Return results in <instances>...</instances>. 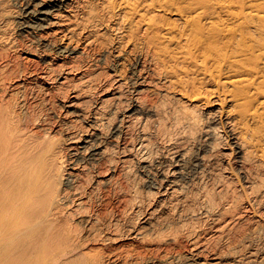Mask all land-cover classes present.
Here are the masks:
<instances>
[{
  "label": "rangeland",
  "instance_id": "1",
  "mask_svg": "<svg viewBox=\"0 0 264 264\" xmlns=\"http://www.w3.org/2000/svg\"><path fill=\"white\" fill-rule=\"evenodd\" d=\"M28 1L0 0V72L3 75L10 69L12 76L4 87L0 74V106L10 111L13 108V114L21 113L25 133L32 137L35 134L44 148L57 150L68 144L66 126L72 131L90 132L89 120L96 113L101 114L105 124L99 136L102 145L120 150L117 159L123 162L121 213L114 207L118 200L114 196L117 177L113 169L106 171L98 166L103 158L97 161L86 153L87 157L76 170H71L73 188L70 186L68 190L76 191L77 186L80 199L85 198V201L66 207L68 220L58 225L82 230L86 245L77 252L78 258L88 255L86 262L96 260L97 264H264V210L262 216H254L248 211L247 203L248 199H260L264 194V168L255 166L257 162L244 163L227 144L229 142L211 150L206 140L208 136L203 138V135L211 133L212 140L215 136L219 140V134L224 133L221 124L205 121L201 125L203 131L196 136L189 133L183 140L169 142L170 133L177 134L180 129L181 111L175 115L174 109L181 108V95L167 87V81L157 78L143 45L135 52L132 47L120 48L115 44L119 31L114 32L110 27L113 18H109L108 12L112 9L106 8L112 0H75L78 5L96 7L104 20L92 22L86 30L77 26L76 36L83 37L79 43L61 39L63 31L67 33L74 28L66 20L75 16L69 14L68 8L53 14L54 21L61 19L57 25L59 31L54 27V31H47L49 35L45 30L39 37L41 32L22 29L24 22L20 20L25 16L23 8ZM158 4L156 9L161 10ZM140 8L142 12L146 6ZM83 14L77 12L79 20L73 21V18L71 22L81 23L87 18ZM49 39L57 40L56 44H50ZM59 47L70 49L69 54L59 57L56 52ZM62 63L63 66L66 63L68 69L61 71ZM51 66L55 71L45 77ZM16 67H20V73ZM135 104L143 110L133 113L131 109ZM117 124H123L121 138L114 135ZM200 135L202 138H196ZM179 153L186 155L181 167L186 178H179L177 184L186 185L188 189L159 190L158 171L171 170ZM146 163L155 168L156 177L143 169ZM227 185H230L229 192ZM85 195H89L88 199ZM210 198L218 204L214 209L205 206ZM76 207L78 210L82 207L80 214L73 213ZM95 213L105 216L101 218ZM55 222L52 217L41 218L37 230L49 231ZM9 243L11 247L19 245L23 252L11 249L13 254H10L5 247L7 244L0 246L2 263L41 262L34 250L38 244L32 236L29 239L17 237Z\"/></svg>",
  "mask_w": 264,
  "mask_h": 264
},
{
  "label": "bare ground",
  "instance_id": "2",
  "mask_svg": "<svg viewBox=\"0 0 264 264\" xmlns=\"http://www.w3.org/2000/svg\"><path fill=\"white\" fill-rule=\"evenodd\" d=\"M110 3L111 5L106 6L112 9L108 10L111 15L109 18H113L110 27L114 32L119 31V35H115V44L120 48L132 47L135 52L143 45L157 78L167 81V87L181 95V108L174 109L175 115L181 111L180 129L177 134L170 133L169 142L183 140L189 133L196 136L203 131L201 125L205 121L221 124L224 133L219 134V140L216 136L212 140L211 133L203 135V138L208 136L206 140L211 150L229 142L227 144L233 147V151L240 155L244 163L257 162L255 166L264 168V0H112ZM157 4L161 10L156 9ZM141 5L146 6L142 12ZM67 8L70 10L69 14L75 15L66 19L74 28L67 30V33L62 32V41L66 38L79 43L83 37L76 36L77 26L86 30L91 27L92 22H104L96 7L78 5L75 0H29L23 8L25 16L20 20L21 23L24 22L21 27L26 32H41L39 37L45 30V34L49 33L47 31H54V27H58L59 31L60 27L57 25L61 19L54 21L53 14ZM77 12H84L83 16L87 18L81 23L73 24L71 21L73 18L76 21ZM79 18L80 16L77 21ZM69 34L72 36L69 37ZM56 41L53 40L50 44H56ZM96 48L102 46L96 45ZM56 52L59 57H66L70 49L59 47ZM65 64H61V71L67 68ZM53 68H49L50 72L44 76L51 75V71H55ZM19 69L20 67L17 68V73H20ZM59 71L56 73L60 74ZM9 72L6 71L3 75L0 72L4 87H7V81L12 77ZM15 73L16 71L14 75ZM144 81L147 82V78ZM0 107V246L7 244L5 247H8L10 254H13L11 249L20 252L22 250L19 245L11 247L9 242L15 241L17 237L29 239L32 236L38 244L34 250L41 257L39 264H97L96 260L87 263L88 255L79 254L78 258L79 251L86 245V239L81 236L82 230L79 232V229L59 226L58 223L68 220L66 207L70 204L75 207V204L85 201V198L80 199L77 186L74 187L76 191L68 188L72 181L71 170H76L80 161L87 156L97 161H102L103 158L98 166H103L106 171L113 169L117 177L114 196L119 201H115L117 206L114 207L120 213L122 211L120 203L123 201V175L120 168L123 162L117 159L120 150L108 149L109 147L102 145L99 136L105 125L103 115L96 113L92 116L89 120L92 127L90 132L77 133L66 126L65 142L68 144L57 150L53 147L44 148V143L35 134L32 137L25 133L21 113L16 112V115L13 114V108L10 111L6 106ZM131 110L137 113L143 108L135 104ZM122 125L117 124L114 128L117 138L121 135ZM196 138H202V135ZM178 145L180 144L176 146ZM141 146L144 147H139ZM86 153L89 155L86 156ZM184 162L186 155L179 153L171 170H157L161 177L159 190L188 189L186 185L177 184L179 178H186L181 171ZM143 169L150 175L157 173H153L155 168L150 163L144 164ZM246 175L247 178L250 177L248 170ZM229 186L226 187L227 192ZM88 197L86 196L87 199ZM248 200V211L254 216H262L264 194L260 199ZM217 205L212 198L205 203L209 209H214ZM79 210L75 211L74 208L73 213H78L81 211ZM84 210L83 214L86 212ZM88 215L90 217L91 214ZM96 215L101 218L105 216L101 213ZM46 217H52L57 225L55 222L49 231L39 232L37 226L41 218ZM0 264L6 263L0 261Z\"/></svg>",
  "mask_w": 264,
  "mask_h": 264
}]
</instances>
